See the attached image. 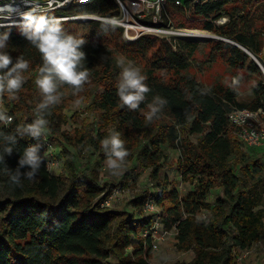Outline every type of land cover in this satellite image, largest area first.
<instances>
[{
  "label": "trees",
  "instance_id": "trees-1",
  "mask_svg": "<svg viewBox=\"0 0 264 264\" xmlns=\"http://www.w3.org/2000/svg\"><path fill=\"white\" fill-rule=\"evenodd\" d=\"M202 1L170 5L167 11L172 25L213 32L238 43L264 67V4L259 0ZM55 14L114 17L120 15V8L115 0H94ZM258 15L257 23L254 20ZM222 17L230 20L220 26L217 21ZM75 24L62 22V27L86 40L82 50L90 82L78 95H73L69 86H62L60 103L44 110V118L49 121L45 133L62 145L67 172L52 174L37 150L42 158L39 173L33 181L23 180L22 175V186L12 185L8 172H15L25 148L35 146L38 140L17 128L37 118L35 109L43 97L34 81L42 59L19 27L0 29V34H10L5 51L13 62L19 56L30 62L18 99H10L7 93L1 96L13 121L9 126L0 123V134L15 135L17 144L0 163V264H105L111 256L115 257L113 264H151L152 238L143 236L153 225L143 211L151 195L164 211V229H176L178 249L194 253L190 263L176 264H235L234 248L247 250L264 240V163L258 153L241 148L228 116L235 108L264 110L261 68L234 44H211L215 54L230 66L253 72L259 79L252 100L238 103L230 90L222 86L207 89L186 73L191 67L189 58L195 53L194 44L153 35L127 44L122 27L109 26L103 31L101 20H93L78 24L83 28L79 32L72 30ZM117 53L140 64L151 89L134 111L123 106L117 95L121 72ZM156 96L165 103L155 101ZM77 99H81L79 106L75 104ZM148 103L160 108L151 122L145 118ZM81 106H86L90 116L75 118L79 127L71 133L63 132L62 126L70 119L65 111ZM110 128L120 133L130 152L125 162L137 157L139 165L151 170L155 192L144 188L132 201L139 219L129 210L103 205L116 187L102 195L99 184L108 159L100 142ZM5 143L0 135V154ZM166 149L180 152L175 163L168 161ZM82 153L91 162L86 170L78 166ZM173 164L180 182L170 180L164 172ZM30 170L29 166L20 168L22 174ZM179 183H189L193 189L182 195ZM217 189L223 196L212 204L208 197ZM203 213L209 214L207 219L201 217ZM131 246L134 251L129 253Z\"/></svg>",
  "mask_w": 264,
  "mask_h": 264
},
{
  "label": "clouds",
  "instance_id": "clouds-1",
  "mask_svg": "<svg viewBox=\"0 0 264 264\" xmlns=\"http://www.w3.org/2000/svg\"><path fill=\"white\" fill-rule=\"evenodd\" d=\"M5 7L9 12V16L6 18H9L12 9L9 5ZM49 7H51V3ZM20 18L17 26L20 28L21 34L40 53L42 59V65L34 83L43 98L35 109L37 118L30 124L18 127L17 131L27 133L33 138H39L49 123L44 118V110H48L50 106H55L61 101L59 89L67 85L73 90V95H78L84 90V85L90 82V72L84 66L86 53L82 50L86 40L67 33L62 27L60 18L47 15L41 11L39 6L30 7L28 11L20 13ZM119 23L115 18H104L101 21V28L103 31H107L109 26L115 28ZM9 35L8 32L0 34V96L7 93L10 99H18L17 93L25 83L23 73L29 69L30 62L23 56L17 57L13 62L12 56L5 51ZM117 64L121 68L117 85L119 100L129 110H137L151 91L146 83L147 77L132 61L122 58ZM81 99L75 101L76 106L80 105ZM154 100L161 105L165 103L159 96L154 97ZM147 108L148 112L145 118L147 122H151L160 108L156 106V103H148ZM12 120L13 117L7 115L6 111H0V123L7 126L11 124ZM0 135H3L6 142L3 154H0V163H3L5 154H12V145L17 144V139L15 135L11 134ZM100 143L102 149L108 153V159L105 162L107 170L111 175H117L118 170L122 168L126 158L130 155L124 140L121 139L119 132L112 130ZM37 148L38 146L25 148L19 159V167L15 172H8L9 182L12 185L22 186L23 180L33 181L36 179L42 163V158L37 154ZM24 166H29L31 170L22 174L20 168ZM22 175L23 180L21 179Z\"/></svg>",
  "mask_w": 264,
  "mask_h": 264
},
{
  "label": "rangeland",
  "instance_id": "rangeland-1",
  "mask_svg": "<svg viewBox=\"0 0 264 264\" xmlns=\"http://www.w3.org/2000/svg\"><path fill=\"white\" fill-rule=\"evenodd\" d=\"M261 3L264 4L263 2ZM170 7L171 6L167 8ZM78 16H81V18L72 21L76 24L72 25L71 28L72 30L81 32L83 28L81 26H78V24L82 25V23H85L87 21H93V19L91 20L90 17H94V15L82 14ZM257 17L258 18H255L254 21L258 23L260 15H258ZM229 20V17H222L217 24L222 26L223 24H227ZM165 22L167 21L165 20L163 23ZM185 29L192 30L193 32H196L198 34V36L197 34L177 35L178 37L176 36V39H178V41L182 40L181 42L191 43L195 46V53L189 58L191 67L186 71V73L200 81L207 89H211L214 86H222L234 93L235 99L238 103L246 104L250 102L253 98V88L259 83L258 77L253 72H248L245 69L242 70L230 66L225 58H222L220 55L215 54V52L213 51V46L211 45L212 43L227 41L228 39L220 37L213 32L201 29L184 28V30ZM177 32L181 31L179 30ZM203 33L207 34L208 38H202V36L200 35H204ZM214 36H216L217 38ZM172 38L167 39L172 40ZM124 40L127 44L133 43L132 40L125 38V35ZM242 51L247 53L243 49ZM262 55L264 56V47L262 49ZM116 58L117 61L122 58L126 61H132L135 66L139 67L140 69L142 68L140 64L137 63L134 59L128 58L123 54L117 53ZM250 59L254 60L252 56H250ZM1 111H6V109H4L3 107V104L1 107ZM65 113L70 118L69 123L62 126V131L65 133H71L75 128H77V126L79 127V124L76 122L75 118H86L90 116V114L86 110V106H81L79 108H70L67 109ZM112 130L114 129L110 128L109 132ZM37 139L38 140H36L35 146H38L37 150L42 153L43 157L48 159V162L52 161L53 159L60 161V165L58 166L49 165L50 172L56 176L65 175L67 171L65 168V158L62 145L60 143H57L54 139L50 138L45 132L42 133L41 136ZM237 141L239 142L238 139ZM239 144L245 152H251V149L245 148L241 142H239ZM252 152L255 154L258 153L259 158H261V161L264 163V150H255V152L252 150ZM166 154L168 156V161L171 163H175L177 158H179L180 156L179 151L172 149H166ZM86 155L87 154L85 153L79 154L77 161L78 166L81 170L88 169L91 163L89 161V156ZM93 159L94 156L91 160ZM164 172L170 180L180 182V177L175 168V164H173L171 167L165 168ZM99 184L104 190V193L102 195H104L108 190H111V188L116 185V187L112 188L111 195L107 198L110 199L111 203V205L108 206L109 208L113 210H129L130 212H134L137 219L141 218V216L139 212L133 208L132 201L134 197L136 195H139L144 188L148 189L152 194L155 192V188L153 187V180L151 178V170L143 168L141 165H139L137 157L131 162H125L122 168L118 170L117 175H111L107 170L105 164L103 171L100 174ZM192 189L193 186L189 183H179V191L182 195H185ZM222 196V191L217 189L212 191V193L208 197V200L209 202L214 204L216 200L218 198H221ZM159 212L161 216L164 217V211L161 208H159ZM158 243L159 244L157 249H154L152 245V253L150 258L151 264H176L178 262L190 263L194 258L193 251H183L178 249L176 229L166 230L162 225V228L159 231ZM133 244L137 245L138 240L134 239ZM133 251L134 247L131 246L128 249V252L131 253ZM233 255L235 264H264V240L258 241L253 245V247L248 250H240L238 248H234ZM114 262L115 257L111 256L105 264H113Z\"/></svg>",
  "mask_w": 264,
  "mask_h": 264
},
{
  "label": "built area",
  "instance_id": "built-area-1",
  "mask_svg": "<svg viewBox=\"0 0 264 264\" xmlns=\"http://www.w3.org/2000/svg\"><path fill=\"white\" fill-rule=\"evenodd\" d=\"M94 0H0V29L8 27H18L20 22V13L28 11L30 7L39 6L41 11L50 16L60 18L62 22L74 21L81 16H62L55 12L63 11L71 8L73 5H84L93 2ZM120 8V15L114 17H90L103 20L104 18H115L119 23V27L124 29L125 38L133 42L143 35L161 36L165 38H176L177 35H194L197 34L192 30L176 29L170 20L167 7L181 6L182 0H115ZM201 0H193V3H199ZM264 3V0H259ZM202 2H205L204 0ZM51 3V7L49 4ZM12 9L9 18L8 8ZM84 18V17H83ZM167 21L163 23L164 21ZM220 21V20H218ZM217 21V23H218ZM167 24V25H164ZM181 32H177V31ZM178 37V36H177ZM170 40V39H169ZM3 104V99L0 96V111ZM6 113H8L6 111ZM229 123L233 129L235 137L247 149L264 150V110H252L249 108H235L230 112ZM13 121V120H12ZM9 126V125H7ZM44 136V135H43ZM46 139V138H45ZM51 147V146H50ZM49 149V148H48ZM47 149V150H48ZM45 158V157H44ZM46 159V158H45ZM48 162V159H46ZM48 165L58 166L59 160H52ZM50 167V166H49ZM117 195V194H115ZM103 205L110 206V199H106ZM159 206L151 195L144 205L143 211L147 217L152 220L153 225L143 234L144 237L151 236L154 249L158 248L159 231L162 228L163 222ZM151 214V215H150ZM202 218L207 219L208 213H203ZM164 226V225H163ZM241 250V249H240ZM248 250V249H247Z\"/></svg>",
  "mask_w": 264,
  "mask_h": 264
},
{
  "label": "water",
  "instance_id": "water-1",
  "mask_svg": "<svg viewBox=\"0 0 264 264\" xmlns=\"http://www.w3.org/2000/svg\"><path fill=\"white\" fill-rule=\"evenodd\" d=\"M91 20L93 19V20H99L98 18H90ZM229 43H231V44H234L235 46H237V47H239L241 50L243 49V47L240 45V44H238V43H235V42H232V41H229V40H227ZM244 50V49H243ZM249 54V53H248ZM250 55V54H249ZM251 56V55H250ZM254 61L258 64V66L261 68V70H262V72H263V74H264V67H263V65L261 64V62L255 57L254 58Z\"/></svg>",
  "mask_w": 264,
  "mask_h": 264
},
{
  "label": "bare ground",
  "instance_id": "bare-ground-1",
  "mask_svg": "<svg viewBox=\"0 0 264 264\" xmlns=\"http://www.w3.org/2000/svg\"><path fill=\"white\" fill-rule=\"evenodd\" d=\"M204 34V33H203ZM197 36H198V34H197ZM200 36H202V38H208V36H207V34H204V35H200ZM213 37V36H212ZM214 37H216V36H214ZM217 38V37H216ZM243 47V46H242ZM243 49L247 52V53H249L251 56H252V58L254 59L255 58V56L248 50V49H246V48H244L243 47Z\"/></svg>",
  "mask_w": 264,
  "mask_h": 264
}]
</instances>
